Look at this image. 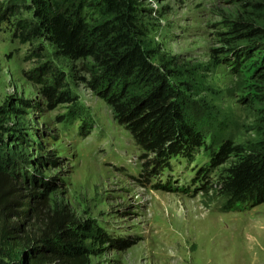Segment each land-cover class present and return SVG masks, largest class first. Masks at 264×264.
<instances>
[{
	"label": "rangeland",
	"instance_id": "rangeland-1",
	"mask_svg": "<svg viewBox=\"0 0 264 264\" xmlns=\"http://www.w3.org/2000/svg\"><path fill=\"white\" fill-rule=\"evenodd\" d=\"M137 5L148 59L183 94L201 136L175 159L148 152L117 122L88 85L91 59L71 60L43 36L20 38L21 23L34 20L29 0H0V104L11 98L19 111L7 124L23 134L9 147L21 172L49 189L48 216L26 221L28 236L56 213L112 239L83 242L94 249L89 264H264V202L240 210L228 201L219 183L235 157L214 164L225 141L245 146L264 133V35H246L264 31V0ZM45 86L71 99L49 105ZM42 183L26 187L43 193Z\"/></svg>",
	"mask_w": 264,
	"mask_h": 264
},
{
	"label": "trees",
	"instance_id": "trees-1",
	"mask_svg": "<svg viewBox=\"0 0 264 264\" xmlns=\"http://www.w3.org/2000/svg\"><path fill=\"white\" fill-rule=\"evenodd\" d=\"M29 1L34 20L21 23L20 38L25 42L43 36L71 60L91 59L96 68L90 70L88 85L148 152L160 159L170 155L175 159L187 154V147L200 145V132L189 116L183 94L169 82L166 73L149 61L150 49L143 48L138 0ZM90 9L98 19L90 21ZM252 32L264 35L261 30H248L246 35ZM261 77L264 80V73ZM60 81L57 78V83ZM42 92L49 105L53 100L71 99L67 92H57L56 87L45 86ZM18 111L11 98L0 104V264H89L94 249L83 242L112 240L101 227L70 221L63 224L55 213L37 237L28 236L25 222L42 221L48 216L43 208L48 203L49 189L46 183L29 176L30 180L21 172L16 146L12 150L9 147L8 138L23 137L20 128L7 124L10 115ZM214 154L216 166L225 158L235 157L219 183L228 201L240 203V210L264 202V133L245 146L225 141ZM30 182L35 186L42 183L45 191L28 189ZM12 215L17 220H11ZM112 242L118 248L125 246L122 240Z\"/></svg>",
	"mask_w": 264,
	"mask_h": 264
}]
</instances>
